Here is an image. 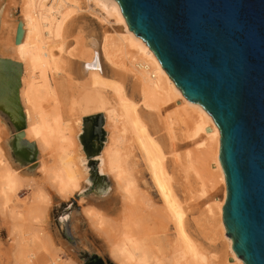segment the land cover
Returning <instances> with one entry per match:
<instances>
[{"label":"bare ground","instance_id":"obj_1","mask_svg":"<svg viewBox=\"0 0 264 264\" xmlns=\"http://www.w3.org/2000/svg\"><path fill=\"white\" fill-rule=\"evenodd\" d=\"M0 7V58L22 65L24 139L35 145L43 179L15 169L0 116V216L13 238L12 264L41 253L44 264H73L36 226L47 217L46 189L68 200L87 187L83 217L115 264H243L223 228L220 134L128 31L117 4L0 0ZM18 22L23 38L15 45Z\"/></svg>","mask_w":264,"mask_h":264},{"label":"water","instance_id":"obj_2","mask_svg":"<svg viewBox=\"0 0 264 264\" xmlns=\"http://www.w3.org/2000/svg\"><path fill=\"white\" fill-rule=\"evenodd\" d=\"M112 1L187 102L214 122L225 236L243 264H264V0ZM22 38L18 22L15 45ZM21 76L20 63L0 58V116L12 128L10 153L30 165L36 149L24 139Z\"/></svg>","mask_w":264,"mask_h":264},{"label":"rangeland","instance_id":"obj_3","mask_svg":"<svg viewBox=\"0 0 264 264\" xmlns=\"http://www.w3.org/2000/svg\"><path fill=\"white\" fill-rule=\"evenodd\" d=\"M89 17H90L89 20H86L88 21L87 24L89 25L88 27L94 30L96 33L100 34L101 28L97 24V21L92 16ZM98 27L100 28V30ZM9 131L11 133L12 128H9ZM12 161L13 163H15L13 164L14 167L17 166L15 167V169L18 168V170H20V173H22L21 175L25 174L24 176L31 177L35 181L42 184L41 181H43V179L39 175L40 173L36 171L37 169L36 165L38 164L36 160L34 161V163L30 165H25L18 158H12ZM107 181L109 182V185L104 184V186L102 187L103 190L106 191V194L107 191L110 189V185H111V182L109 180ZM87 188L83 189L80 193L75 194L68 200H63L56 193H54L53 190L50 191L49 189L48 190L46 189L49 198V205L46 211L47 217L44 221L45 223L43 222L41 224H38V226H36V229L38 231L41 230L42 235L46 233L44 236L48 237L53 247L59 250L60 256L64 261H68L73 264H86L92 256H98L104 264H115L108 255V250L105 241L103 239H100L101 237L97 236L98 234L96 235V233L92 230L90 224L83 217L82 209H84V207L88 205L89 202L91 203V199H92V197L84 198L83 196H81L82 192ZM29 196H30V192L28 190L21 192L18 196V201H19L18 206L24 207L28 201ZM81 198L86 199L87 202L86 203L80 202ZM116 208H119V204H116ZM61 213L68 214L67 216L65 215L61 216L60 221L62 222L63 217L67 218L66 219L67 231L69 236L76 241L75 244L68 243L63 237L64 228L62 225H59L57 222L58 216ZM1 216H0V264H12L11 246L13 245L12 244L13 238L9 235L8 222L4 217L1 218ZM43 261H44V254L41 253L39 254L36 260L34 259L31 260V264H44Z\"/></svg>","mask_w":264,"mask_h":264},{"label":"flooded vegetation","instance_id":"obj_4","mask_svg":"<svg viewBox=\"0 0 264 264\" xmlns=\"http://www.w3.org/2000/svg\"><path fill=\"white\" fill-rule=\"evenodd\" d=\"M63 215H65V216H67L68 214L67 213H61L59 216H58V224L59 225H62L63 226V228H64V232H63V237H64V239L68 242V243H71V237L69 236V234H68V231H67V226H66V217H63L62 218V222L60 221V218H61V216H63Z\"/></svg>","mask_w":264,"mask_h":264},{"label":"trees","instance_id":"obj_5","mask_svg":"<svg viewBox=\"0 0 264 264\" xmlns=\"http://www.w3.org/2000/svg\"><path fill=\"white\" fill-rule=\"evenodd\" d=\"M86 264H104L98 256H92Z\"/></svg>","mask_w":264,"mask_h":264}]
</instances>
